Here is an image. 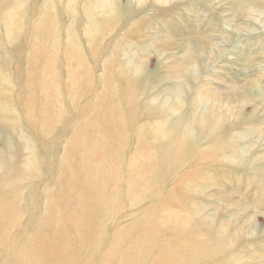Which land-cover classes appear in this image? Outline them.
<instances>
[{
  "label": "rangeland",
  "instance_id": "374dc122",
  "mask_svg": "<svg viewBox=\"0 0 264 264\" xmlns=\"http://www.w3.org/2000/svg\"><path fill=\"white\" fill-rule=\"evenodd\" d=\"M0 264H264V0H0Z\"/></svg>",
  "mask_w": 264,
  "mask_h": 264
}]
</instances>
